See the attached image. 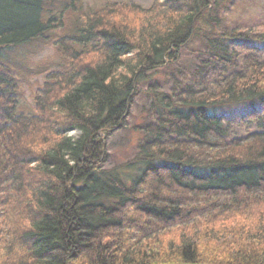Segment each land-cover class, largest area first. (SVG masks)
I'll use <instances>...</instances> for the list:
<instances>
[{
  "label": "trees",
  "instance_id": "obj_1",
  "mask_svg": "<svg viewBox=\"0 0 264 264\" xmlns=\"http://www.w3.org/2000/svg\"><path fill=\"white\" fill-rule=\"evenodd\" d=\"M230 1L0 0V264H264V130L227 142L225 117L209 114L264 106V20L218 31ZM120 9L137 29L111 18ZM195 39L215 73L180 102L151 87L161 114L137 128L149 141L105 168L142 81ZM242 43L243 69L228 74ZM29 44L31 59L54 45L55 60L19 69L12 53Z\"/></svg>",
  "mask_w": 264,
  "mask_h": 264
},
{
  "label": "rangeland",
  "instance_id": "obj_2",
  "mask_svg": "<svg viewBox=\"0 0 264 264\" xmlns=\"http://www.w3.org/2000/svg\"><path fill=\"white\" fill-rule=\"evenodd\" d=\"M84 6L97 7L105 4H121V3H133L146 7L152 0H82ZM125 18V25L128 27L138 28V21L136 18L130 17L128 12L120 9L111 18L117 23L122 24L116 17ZM217 28L218 31L225 29L236 28H248L256 23L264 20V0H231L222 9L220 8L218 13ZM115 17V18H114ZM243 47L236 46L238 51V57L236 59L237 67L235 69H227L226 73L231 74L234 72H240L243 69L242 59L245 54L249 53L251 44L242 43ZM34 44L25 45L14 50L12 53L15 58H25V64L20 67L21 70L30 69L38 66V64L51 62L54 58V46H46L43 48L40 54H37L31 59L27 56L29 52H32ZM206 51L205 45L198 39H195L187 48L181 52L180 59L177 63L171 64L159 70L156 74L142 81L140 84L141 92L143 95L139 96L134 103L130 116L127 118V128L123 131L116 132L107 142V153L109 155V161L105 168L110 169L116 166H127L129 163H134V160L139 156V146L146 139V133L137 128L148 126L155 122L154 116L161 114L159 108H154L156 104L158 107L161 104V97L155 98V95L151 92V87H155L158 94L156 96L168 95L179 97L181 90L190 88L193 91L200 90L201 82L203 79H208L215 73V69L204 67V52ZM260 58H264V47H261L256 54ZM94 55H90L89 58H93ZM31 59V60H30ZM55 60V58L53 59ZM39 67V66H38ZM58 69V68H57ZM53 70V68H51ZM214 77V76H213ZM37 80V83H42L43 76L32 77L31 82ZM218 79L216 76L214 80ZM30 93L26 91V95ZM160 99V100H158ZM27 103L30 99H25ZM159 101V102H158ZM177 102V103H178ZM171 108V107H170ZM169 108V109H170ZM261 103L259 101H251L243 104H234L227 107H220L216 109H210L209 114L220 115L225 117V137L224 139L229 142L240 137H245L249 134L261 132L264 130V109H261ZM215 113V114H214ZM251 115H258V119L253 120ZM79 134L78 132H71V136ZM139 164H133L131 171L124 172V176L136 175L139 170ZM23 205V204H22ZM25 206V205H23ZM22 206V207H23ZM13 220H19L20 226H26L24 215L21 213H15L11 218ZM166 254V252H163Z\"/></svg>",
  "mask_w": 264,
  "mask_h": 264
},
{
  "label": "bare ground",
  "instance_id": "obj_3",
  "mask_svg": "<svg viewBox=\"0 0 264 264\" xmlns=\"http://www.w3.org/2000/svg\"><path fill=\"white\" fill-rule=\"evenodd\" d=\"M52 46H54V45H52ZM140 95L142 96L143 94H140ZM155 98H157V97H155ZM155 105H156V104H155ZM155 105H154V108H156V106H157V105H156V106H155ZM229 106H230V105H229ZM157 107H158V106H157ZM261 107H262L261 109H264V106L261 105ZM158 108H159V107H158ZM158 108H157V109H158ZM172 109H173V108H170L169 110L171 111ZM159 111H160V109H159ZM156 115H157V114H156ZM257 116H258V115H257ZM153 124H154V125H157V122L155 121ZM146 138H147V136H146ZM240 138H242V137H240ZM146 141H149V139L144 140V142H146Z\"/></svg>",
  "mask_w": 264,
  "mask_h": 264
}]
</instances>
